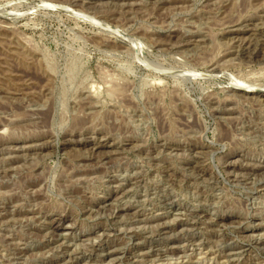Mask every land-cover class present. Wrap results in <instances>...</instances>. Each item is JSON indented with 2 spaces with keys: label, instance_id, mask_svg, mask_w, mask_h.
Masks as SVG:
<instances>
[{
  "label": "rangeland",
  "instance_id": "374dc122",
  "mask_svg": "<svg viewBox=\"0 0 264 264\" xmlns=\"http://www.w3.org/2000/svg\"><path fill=\"white\" fill-rule=\"evenodd\" d=\"M262 241L264 0H0V264Z\"/></svg>",
  "mask_w": 264,
  "mask_h": 264
},
{
  "label": "bare ground",
  "instance_id": "6f19581e",
  "mask_svg": "<svg viewBox=\"0 0 264 264\" xmlns=\"http://www.w3.org/2000/svg\"><path fill=\"white\" fill-rule=\"evenodd\" d=\"M241 89H242V88H241ZM241 89H240V90H241ZM243 89H244V88H243ZM243 89H242V90H243ZM251 169H252V168H251ZM256 170H257V169H256ZM259 183H260V182H259ZM189 230H190V229H189ZM168 239H169V238H168ZM165 241H166V240H165ZM260 241H261V240H260ZM262 242H263V243H262L261 245H264V241H262ZM233 245H234V244H233ZM199 246H200V245H199ZM232 249H233V248H232ZM237 249H238V248H237ZM263 249H264V248H263ZM233 250H235V249H233ZM263 251H264V250H263ZM236 252H237V251H236ZM237 253H238V252H237ZM230 255H231V254H230ZM242 255H243V254H242ZM233 257H234V256H233Z\"/></svg>",
  "mask_w": 264,
  "mask_h": 264
}]
</instances>
